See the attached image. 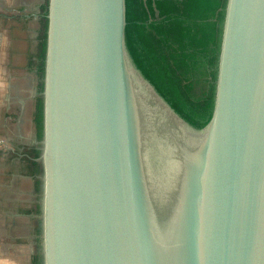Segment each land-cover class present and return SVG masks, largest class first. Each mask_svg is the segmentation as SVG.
Instances as JSON below:
<instances>
[{
	"label": "water",
	"instance_id": "95a60500",
	"mask_svg": "<svg viewBox=\"0 0 264 264\" xmlns=\"http://www.w3.org/2000/svg\"><path fill=\"white\" fill-rule=\"evenodd\" d=\"M124 30L125 0H48L41 264H264V0H226L200 129Z\"/></svg>",
	"mask_w": 264,
	"mask_h": 264
},
{
	"label": "trees",
	"instance_id": "16d2710c",
	"mask_svg": "<svg viewBox=\"0 0 264 264\" xmlns=\"http://www.w3.org/2000/svg\"><path fill=\"white\" fill-rule=\"evenodd\" d=\"M226 0H125V44L134 64L168 105L189 125L202 128L213 109L217 58ZM48 0L36 20L35 52L28 60L36 76L32 122L42 138V99ZM39 150L17 154L41 172ZM37 214L39 212L37 211ZM38 236L40 230L37 231ZM31 264H41L39 240Z\"/></svg>",
	"mask_w": 264,
	"mask_h": 264
},
{
	"label": "crops",
	"instance_id": "0c3cea01",
	"mask_svg": "<svg viewBox=\"0 0 264 264\" xmlns=\"http://www.w3.org/2000/svg\"><path fill=\"white\" fill-rule=\"evenodd\" d=\"M0 0V136L16 153L0 156V264H31L39 240L40 176L17 155L37 149L32 116L36 76L28 66L35 52L41 2ZM35 4V2H34ZM7 8V9H6Z\"/></svg>",
	"mask_w": 264,
	"mask_h": 264
},
{
	"label": "built area",
	"instance_id": "2783aa9c",
	"mask_svg": "<svg viewBox=\"0 0 264 264\" xmlns=\"http://www.w3.org/2000/svg\"><path fill=\"white\" fill-rule=\"evenodd\" d=\"M16 152V148L5 138L0 136V156L4 157L10 154H14Z\"/></svg>",
	"mask_w": 264,
	"mask_h": 264
},
{
	"label": "rangeland",
	"instance_id": "374dc122",
	"mask_svg": "<svg viewBox=\"0 0 264 264\" xmlns=\"http://www.w3.org/2000/svg\"><path fill=\"white\" fill-rule=\"evenodd\" d=\"M31 1H34V2H35V4H34V2H33V5H32V7H35V8H36V6L38 5L39 2H42V0H31ZM40 4H41V3H40ZM6 9H7V8H6ZM37 12H38V11H37ZM30 25H31V26H37V25H36V22H34V21H31V22H30ZM16 152H17V151H16ZM16 152H15V153H16ZM15 153H14V154H15Z\"/></svg>",
	"mask_w": 264,
	"mask_h": 264
}]
</instances>
